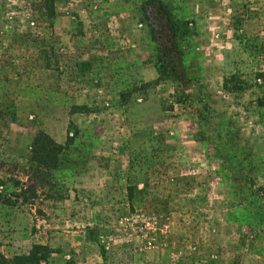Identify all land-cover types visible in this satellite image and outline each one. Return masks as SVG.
Instances as JSON below:
<instances>
[{
    "label": "rangeland",
    "instance_id": "374dc122",
    "mask_svg": "<svg viewBox=\"0 0 264 264\" xmlns=\"http://www.w3.org/2000/svg\"><path fill=\"white\" fill-rule=\"evenodd\" d=\"M53 1L0 0V251L264 264V0ZM39 130L73 140L36 182ZM137 216L171 232L146 247Z\"/></svg>",
    "mask_w": 264,
    "mask_h": 264
},
{
    "label": "trees",
    "instance_id": "16d2710c",
    "mask_svg": "<svg viewBox=\"0 0 264 264\" xmlns=\"http://www.w3.org/2000/svg\"><path fill=\"white\" fill-rule=\"evenodd\" d=\"M44 7L46 9L47 16L54 17L56 15V9L53 0H46ZM172 23V28L175 33H178L183 26V31L180 33L188 34L190 32L189 22H178L172 17H169ZM161 77L157 78L155 83L160 81ZM224 87H228V81L224 82ZM238 88V87H237ZM74 110L83 108L82 106H74ZM73 140V136H68L66 144L58 142L48 132L39 130L33 136L29 142V155L27 156V163L32 170L34 180L38 182L44 175L50 171L58 169L61 163V155L67 144ZM51 174V172L49 173ZM4 181L0 178V185H3ZM20 186V192L15 195L20 198L26 193L36 195L38 191V185H20L19 182L15 183ZM15 185V186H16ZM259 191H264V184L259 186ZM1 196V195H0ZM25 199V197H22ZM3 201V199H2ZM7 202V200L5 201ZM53 249L50 246L42 243H34L28 253L16 254L13 257H7L0 251V264H41L42 262L48 263Z\"/></svg>",
    "mask_w": 264,
    "mask_h": 264
},
{
    "label": "crops",
    "instance_id": "0c3cea01",
    "mask_svg": "<svg viewBox=\"0 0 264 264\" xmlns=\"http://www.w3.org/2000/svg\"><path fill=\"white\" fill-rule=\"evenodd\" d=\"M153 74H155V73H153ZM157 75H158V72H157ZM125 77H127V76H125ZM121 90L119 92H121ZM75 106H79V105H75ZM60 143H62V142H60ZM62 144H66V142L62 143ZM68 144H70V142ZM58 199L59 200L64 199V195H60V197H58ZM87 208H90V207H87ZM82 213H86V212L83 211V209H82ZM85 220H88V217H86ZM85 228H84V230H85ZM172 232H173V228H172ZM79 238L81 240L83 239V241L85 239V244H82L81 246H79L78 244L81 243V241L76 242L75 240H71L73 244L79 246L77 249L78 250L77 257H79V259H77V261H78L77 264H102L101 251L99 250V248H97L96 246L91 245L89 242H87V235L85 233L83 235H79ZM88 241H90V240H88ZM111 258L115 259L117 261V264H119V262H120V264H138V263L144 264L143 263L144 260L147 261L146 264H167V261H168L167 255L162 254V253H157V252H151V253L147 252L144 255L134 252L132 256L131 255L128 256L126 254H123V252L118 251L116 254L111 255Z\"/></svg>",
    "mask_w": 264,
    "mask_h": 264
},
{
    "label": "built area",
    "instance_id": "2783aa9c",
    "mask_svg": "<svg viewBox=\"0 0 264 264\" xmlns=\"http://www.w3.org/2000/svg\"><path fill=\"white\" fill-rule=\"evenodd\" d=\"M133 220L136 223V226L134 227L136 234L141 237L146 247H153L156 245L157 235L154 233H156L158 229H160L161 234L167 236L168 233L171 232L173 223V220L170 217L165 218L162 223H159V225L158 221H156V219H153L152 216H143L144 222L139 221L138 216Z\"/></svg>",
    "mask_w": 264,
    "mask_h": 264
}]
</instances>
